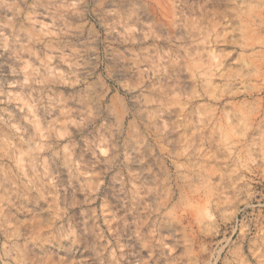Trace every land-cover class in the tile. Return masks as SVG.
I'll list each match as a JSON object with an SVG mask.
<instances>
[{"label": "clouds", "instance_id": "1", "mask_svg": "<svg viewBox=\"0 0 264 264\" xmlns=\"http://www.w3.org/2000/svg\"><path fill=\"white\" fill-rule=\"evenodd\" d=\"M0 264H264V0H0Z\"/></svg>", "mask_w": 264, "mask_h": 264}]
</instances>
